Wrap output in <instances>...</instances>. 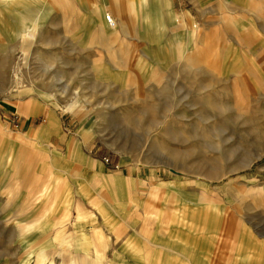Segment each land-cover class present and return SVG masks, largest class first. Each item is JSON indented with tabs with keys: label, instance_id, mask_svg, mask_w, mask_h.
<instances>
[{
	"label": "rangeland",
	"instance_id": "374dc122",
	"mask_svg": "<svg viewBox=\"0 0 264 264\" xmlns=\"http://www.w3.org/2000/svg\"><path fill=\"white\" fill-rule=\"evenodd\" d=\"M121 2L0 5V264H264V0Z\"/></svg>",
	"mask_w": 264,
	"mask_h": 264
},
{
	"label": "bare ground",
	"instance_id": "6f19581e",
	"mask_svg": "<svg viewBox=\"0 0 264 264\" xmlns=\"http://www.w3.org/2000/svg\"><path fill=\"white\" fill-rule=\"evenodd\" d=\"M22 1H25V0H0V4H5L6 5V4H12L14 2H22ZM138 1H139V8L145 9L146 6H147L146 0H138ZM159 1L161 2V0H159ZM113 8H114V11H115V13H116V15L118 17H120V18L122 17L124 20H126L125 18H128L127 11H126V9H124V7H122L121 0H113ZM128 10L131 11L129 8H128ZM93 12L95 13V15L98 16V19L100 20L99 21V25H97L96 31L99 32L100 34H102V37L105 38V39L115 38V36H116V28L117 27L114 26L115 25L114 19H112L113 24L110 25L107 22V20H106V15L107 14L106 13L104 14L103 11H102V8L99 7V6H94L93 7ZM144 16L146 17V16H148V14L144 13ZM104 21L109 26L108 28L105 27Z\"/></svg>",
	"mask_w": 264,
	"mask_h": 264
},
{
	"label": "crops",
	"instance_id": "0c3cea01",
	"mask_svg": "<svg viewBox=\"0 0 264 264\" xmlns=\"http://www.w3.org/2000/svg\"><path fill=\"white\" fill-rule=\"evenodd\" d=\"M19 3H21V2H16L15 4H10V6H9V9H13V7L14 6H16L17 4H19ZM1 5V4H0ZM99 7H101L102 8V10L104 9V6H99ZM14 9H16V8H14ZM112 11H114V9L112 10ZM115 12V11H114ZM92 14V15H91ZM116 14V13H115ZM89 16H90V21H91V25H99V19H98V16L97 15H95V13L93 12V8H92V11L89 13ZM93 18H95L94 20H93ZM115 21V20H114ZM104 25H105V27L106 28H108L109 26L106 24V22L104 21ZM45 130H52V129H56V123H55V121L52 119V117L51 116H48L47 117V120H46V124H45V128H44ZM82 136H84L83 134H82ZM34 194V193H33ZM41 254H43V253H41ZM43 257H45L44 256V254H43Z\"/></svg>",
	"mask_w": 264,
	"mask_h": 264
},
{
	"label": "built area",
	"instance_id": "2783aa9c",
	"mask_svg": "<svg viewBox=\"0 0 264 264\" xmlns=\"http://www.w3.org/2000/svg\"><path fill=\"white\" fill-rule=\"evenodd\" d=\"M109 16H110L109 14L106 15V20H107V22H108L110 25H112V24H113V21H112V18H110Z\"/></svg>",
	"mask_w": 264,
	"mask_h": 264
}]
</instances>
